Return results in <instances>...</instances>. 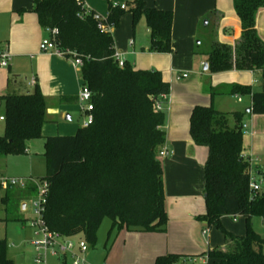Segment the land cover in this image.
Segmentation results:
<instances>
[{
  "label": "trees",
  "instance_id": "16d2710c",
  "mask_svg": "<svg viewBox=\"0 0 264 264\" xmlns=\"http://www.w3.org/2000/svg\"><path fill=\"white\" fill-rule=\"evenodd\" d=\"M241 21L242 34L235 46L211 41L205 52L210 73L260 71L264 79V41L256 19L264 0H233ZM129 10L108 2V16L91 11L81 17L76 0H35L33 11L44 29H58L57 42L83 61L81 78L93 93L94 123L73 136L46 138V175L49 192L43 205V219L53 232L66 238H82L97 244L102 221L137 233H166L165 179L159 153L166 142L165 113L158 105L171 94V85L161 72L136 70L125 63L120 68L114 58L112 35L121 18L133 16L135 27L142 17L150 30V52H173L172 11L148 8L145 0H135ZM25 12V10H23ZM217 13L208 14L201 24L210 33ZM207 23V25H206ZM204 42V41H203ZM201 40L198 48L203 45ZM232 95L250 96L254 115H264V92L235 84ZM212 95L214 93L212 92ZM5 106V133L0 136V156H21L26 143L43 138L47 105L41 90L2 98ZM74 100L73 98L67 99ZM212 106H196L190 117V135L197 146L207 147L205 194L207 213L198 218L216 227L228 246L207 252L213 264H264V238L253 228L255 218L264 219V190L251 194L249 163L244 154L242 116ZM11 188L3 198L9 205ZM37 194L35 188L26 189ZM225 216L243 217L247 231L237 237L221 226ZM204 255V254H203ZM190 257L169 254L154 264H187ZM68 264L67 258H60ZM0 264H14L8 255L7 239H0Z\"/></svg>",
  "mask_w": 264,
  "mask_h": 264
},
{
  "label": "crops",
  "instance_id": "0c3cea01",
  "mask_svg": "<svg viewBox=\"0 0 264 264\" xmlns=\"http://www.w3.org/2000/svg\"><path fill=\"white\" fill-rule=\"evenodd\" d=\"M109 1L117 6L125 5V10H129L128 3L131 4L135 0H84L87 7L102 18L108 16ZM34 2L35 0H0V47L7 49L12 56L9 67L3 68L0 66V111L1 109L3 110L0 118L5 116L3 97L8 95H26L34 92L35 88L38 87L47 105V122L42 131L43 138L40 139L44 141L45 147L47 137L73 136L80 128H83L84 116L79 102V95L84 82L81 78L80 69L74 66L72 59L60 58L41 52L40 44L48 37V34L40 26L38 16L33 11ZM145 3L148 8L173 12V52L171 54H161L149 51L151 38L148 26V42H140L136 45L137 37L134 30L133 40L130 41L128 48L120 45L116 39L119 28L114 29L112 35L116 52L125 63L131 64L136 70H156L161 72L164 80L170 83L171 92L175 84L181 85L183 84L182 82L188 80L190 75H195L196 77L191 83L184 84L183 90L187 91L191 87L193 90L196 88L194 92L199 93L200 96H197L195 101H189L188 104L182 102L183 108L180 106L175 109V106L169 103L171 94L161 104V110L163 112L166 109L169 110L171 121H174V125L169 124L167 127L165 125L167 137L163 147L173 151V155L164 158L165 163H162L165 179L166 211L171 221V211L173 212L177 209L180 200L193 199L198 191L205 193V186L204 188L202 187V173L205 170V162L203 160L202 163L201 158L202 156L203 158L204 156L206 157L207 154L209 155V151L206 153L198 150L202 146H197L193 142L190 135V118L188 127H186V122L188 121L186 118L187 112H189L191 117L192 111L196 106H212L221 113L229 114L230 126L235 125V119L232 114L239 113L243 115L242 126H247L246 131L248 134L251 137L260 136L264 134V115H254L251 109V97L232 95L231 88L233 85L239 84L251 86L254 92H264V79L260 71L232 70L222 73H210L208 71L209 67L205 70V65L208 64L206 56L196 54V52H205L208 49L207 47L204 49L198 48V46L201 43L200 30L203 19L212 12L217 13V19L212 23L210 33L206 29V33L203 34L205 43L208 45L213 40L235 46L240 40L242 34L241 21L235 12L233 0H145ZM144 20L146 23L145 18ZM141 23L143 24V22ZM256 28L260 38L264 41V8L257 14ZM183 74H187V78L178 79ZM212 92L214 95H212ZM219 97H230L234 101L233 107L230 105L231 109L229 111L227 109L223 111L221 101L218 100ZM238 97L241 98V101H239ZM71 98L74 100H67ZM248 110L250 111L248 112ZM173 115L174 119L172 120ZM177 119H179V122ZM79 120H81V124H78ZM4 133L5 121L0 120V136H3ZM39 150L38 142L29 141L26 143V153L19 157L32 159L31 155H39ZM261 150L256 151L255 149L249 155L244 154L252 157L253 160H257L256 168L264 174V148ZM45 151H43L44 155ZM9 158L12 157H0V162L6 161V163L3 162L6 165ZM197 160L199 161V166L197 165ZM196 165L199 167V171H197ZM194 174H196V181L192 179ZM11 178L38 179L32 175ZM195 184H197V187L194 189L193 185ZM18 189L20 190L21 188ZM4 191L5 195L3 198L7 195V190ZM10 192H13V190H10ZM15 193L10 195L12 200L16 197ZM14 199L17 200V198ZM22 205L23 210H25L26 205ZM203 215L205 214L187 213L189 220L193 222H199L198 218ZM169 220L166 233L127 231L131 235L129 237L132 240H144L152 243L151 248L154 247V250H152L145 264H154L158 257L169 254L193 258L207 253H186L176 250L174 246L171 247L168 241L170 233ZM177 220L183 223L181 218ZM177 220L174 219V221ZM210 229L211 227L208 226L204 229V232L208 230L210 233ZM227 246L228 243L224 239L222 245H215L208 252L215 248L225 250ZM144 250L143 246L142 251ZM59 261L61 262L60 259Z\"/></svg>",
  "mask_w": 264,
  "mask_h": 264
},
{
  "label": "rangeland",
  "instance_id": "374dc122",
  "mask_svg": "<svg viewBox=\"0 0 264 264\" xmlns=\"http://www.w3.org/2000/svg\"><path fill=\"white\" fill-rule=\"evenodd\" d=\"M130 9V3H128ZM133 16L127 12L120 20V27L117 30L118 37L116 39L122 47H129V43L133 40L134 30L136 32V45L140 42H148L149 35L147 33V25L145 23L144 17L140 19L137 25L133 26ZM143 22V24L141 23ZM142 24V25H141ZM137 30V31H136ZM200 40H202L203 45L201 48H205V40L203 39V34L206 33V27L200 30ZM195 75H190L188 80L182 82L183 84H175L172 87V92L169 98V103L173 104L175 109L183 108V103L188 104L189 101H195L199 93L194 92L196 88H189V90L184 91V84L191 83L195 79ZM221 101V107L223 111L226 109L229 111L230 105L233 107L234 101L230 97H219ZM3 113L1 109L0 114ZM166 116V127L169 124L174 125V121H171L169 116V110H165ZM186 118V127H188L189 122V112H187ZM174 119V115L172 120ZM179 122V119H177ZM77 121V120H75ZM78 124H81L79 120ZM183 127V126H182ZM183 129V128H182ZM168 133V131H167ZM264 134L251 137L248 132L244 136V153L249 155L252 150L262 151L264 148ZM38 142L39 155H31L32 159L27 157H17L11 156L7 162V167L4 165L6 161L0 162V239H7L8 241V255L14 261V264H35L34 259L36 252L32 246V242L35 239L36 229L32 225V220L37 218L35 204L38 201L37 195L30 194L26 189L11 188L15 193V200H11L9 205H5L3 202V196L5 195L4 189L1 184L2 181L15 177V176H28L32 175L37 177V181L46 175V157L43 154L45 150L43 140H33ZM258 149V150H257ZM198 150L203 152H208L207 147H199ZM23 156V155H21ZM3 158V156H0ZM207 156L201 158L206 165ZM5 160V159H2ZM162 163H165V159L160 157ZM199 161L197 160V165ZM197 171H199V165L197 166ZM198 173V172H197ZM196 173V174H197ZM196 174H194L192 179H196ZM199 176V174H197ZM202 187L205 186V170L202 173ZM198 180V179H197ZM196 181V180H195ZM194 181V183H195ZM196 185V186H195ZM193 185L195 189L197 184ZM195 186V187H194ZM201 186V185H200ZM191 189V188H190ZM189 189V191H191ZM10 193L14 194V193ZM186 192V191H184ZM191 193V192H187ZM188 198V197H186ZM22 199V200H21ZM21 200V201H20ZM23 202V203H22ZM26 205L25 210H23V205ZM207 213V203H206V194L204 192H197L196 197L193 199H183L180 200L178 207L172 213V217L169 220L170 233L168 241L176 250L186 252V253H205L211 247L215 245H222L224 243V236L220 230L216 227H211L210 233H203L209 225L207 222H198L189 220L187 213ZM181 218L182 222H178L177 219ZM176 219L177 221H174ZM221 226L228 232L233 233L236 236L243 237L246 235L247 226L246 221L243 217L237 216H225L220 221ZM254 230L264 238V228L262 227V219L255 218L252 222ZM126 228L119 229L117 226H113V221L109 218H106L102 221L98 233H97V244L95 247H91L87 254V263L88 264H145L148 258L151 255L154 247L151 248L152 243L144 240H135L130 239L131 235L127 232ZM79 237L74 238V241H78ZM144 246V251H142ZM155 246V245H154ZM264 252V247H263ZM67 263L72 264L71 256L67 258ZM47 264H61L59 258L57 257H48Z\"/></svg>",
  "mask_w": 264,
  "mask_h": 264
},
{
  "label": "built area",
  "instance_id": "2783aa9c",
  "mask_svg": "<svg viewBox=\"0 0 264 264\" xmlns=\"http://www.w3.org/2000/svg\"><path fill=\"white\" fill-rule=\"evenodd\" d=\"M77 5L81 7V13L79 14L82 18L90 14L91 10L87 7L84 0H76ZM121 9H126L125 5L120 6ZM48 37H46L40 44V50L44 54H52L60 58H70L73 60L75 67L81 70L83 66V61L77 57V54L72 51H64L60 48L57 37L59 35L58 29H47ZM114 58L118 62L120 68L125 67V61L120 58V55L116 52ZM12 56L7 49L0 47V66L7 68L10 65ZM187 74H183L178 79L187 78ZM241 101V98H239ZM79 102L82 107V112L84 116L83 128L90 127L95 120L94 110L95 106L93 103V93L86 87L83 86L81 93L79 95ZM161 104L158 105V109H161ZM4 121V117L0 118ZM247 126H242L243 132L246 134ZM173 155V151L162 148L159 156L162 158H167ZM247 161L249 163V186L251 194H256L261 190H264V174H262L257 168V160H253L252 157L247 156ZM1 186L4 189L8 188H21L27 189L33 187L37 191L38 201L35 204L37 218L32 220V225L36 229L35 239L32 242V246L36 252L34 259L35 264H47L48 257H70L72 259V264H88L87 254L89 252V246L85 240L79 238L78 241H74V238H66L59 233L53 232L45 224L43 219V205L46 203V199L49 192V184L44 180L37 181L32 178H8L2 181ZM262 227L264 228V219L262 220ZM209 233V231L204 232ZM187 264H213L208 253L200 255L197 257L189 258L186 262Z\"/></svg>",
  "mask_w": 264,
  "mask_h": 264
},
{
  "label": "water",
  "instance_id": "95a60500",
  "mask_svg": "<svg viewBox=\"0 0 264 264\" xmlns=\"http://www.w3.org/2000/svg\"><path fill=\"white\" fill-rule=\"evenodd\" d=\"M208 69V64H206L205 65V70H207ZM250 110H248V112H249Z\"/></svg>",
  "mask_w": 264,
  "mask_h": 264
}]
</instances>
